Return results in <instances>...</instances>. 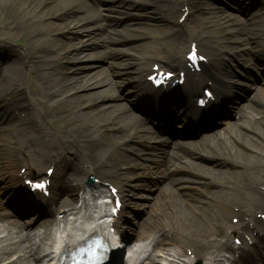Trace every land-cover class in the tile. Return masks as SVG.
I'll list each match as a JSON object with an SVG mask.
<instances>
[{"label":"bare ground","instance_id":"6f19581e","mask_svg":"<svg viewBox=\"0 0 264 264\" xmlns=\"http://www.w3.org/2000/svg\"><path fill=\"white\" fill-rule=\"evenodd\" d=\"M108 1H98L93 13H88L70 28L71 21L65 20L59 25L48 19L66 17L73 0H0L3 4L0 8V56L6 53L13 57L5 66L0 65V96H4L0 98V104L13 101L20 114L12 125L13 131L7 137L0 135V159L3 158L0 160V183L3 189L11 190L9 200L15 204L16 214L25 212L27 207L18 204L29 199L23 189L24 179L42 177L46 171L42 170V165L45 162L53 164L49 197L41 199L43 206H47L45 213L51 216L63 214L61 219L37 221L28 218L21 225L16 218L9 220L0 214V264L2 261L3 264H40L46 257L44 246L56 242L69 248L73 241L96 230L104 233L110 227L119 230L124 239V214L136 205L133 198L146 197L138 191L150 190L146 181L153 176L154 168H161H158L155 153H163L164 149L141 133L140 128L144 129V125L136 122L141 117L135 112L124 113L126 107L118 103L121 97L112 93L105 69L99 65L106 62L111 51L109 44L116 42L109 36L96 37L97 30L102 28L101 23L97 24L102 17L99 11L104 8L106 19L113 10ZM151 2L159 5L157 9L163 13V20L173 24L163 29L161 38L174 44L151 42L139 45L142 54H135L131 63L138 66L135 70L139 73L133 81V92L139 95L141 102L135 107L141 108L144 101L151 102L148 112L158 114L164 130L167 129L164 121L171 117L172 109L180 105L185 110V104L189 105L200 87H210L218 103L226 100L233 103L234 109H240L236 98L229 97L223 77L229 69L221 54L231 52L228 62L239 58L244 50L224 46L220 39L211 40L207 29L222 24L235 39L242 36L237 43L256 44L258 50L249 48V52L259 62L264 61L261 44L264 18L261 16L255 26L245 29L247 22L231 14L224 18L193 15L197 9L208 11L209 0ZM250 5L264 8V0H250ZM6 13L10 17L3 21ZM184 14V21H189L186 27L177 21ZM67 31L74 34L70 36L73 41L66 44V51L58 50L56 38L49 36ZM23 36L27 41L20 45L21 51L15 52L11 44ZM29 41L41 42L32 45ZM190 45L207 59L206 64H201L199 73L187 72L184 84L176 89L149 90L143 78L152 73L154 65L172 72L186 70L183 51ZM98 47H104V51ZM56 54L62 58H55ZM63 58L73 64L70 70L57 69L56 73L50 74L52 65L60 66ZM30 63L35 64L34 70ZM26 67L32 74L25 81L23 70ZM36 105L41 110H37ZM216 107L214 104L201 114L196 112L185 118L188 123H193L212 114ZM57 115H62V119L53 121ZM48 124L53 126L52 129ZM233 124H237L239 130H229V136L219 132L222 135L219 143L225 147V153L216 151L219 143H212L211 150L198 154L225 156L229 163L245 167L230 166L218 172H233L229 178L215 174L218 183L228 189L237 188L244 194L219 190L210 196L205 193L209 200L193 204L187 197L196 199L194 192L199 190L195 185H207L209 180L187 175L182 171L186 169L181 167L166 169L173 170L163 172L164 176L166 173L172 175L168 182L175 183L187 196L179 200L165 195L154 200L146 213L151 226L138 235L144 242L136 249L131 244L126 246V251L131 253L129 264H192L194 261L222 264L228 259L221 252L234 248L230 238L242 241L244 234L253 232L250 222L257 223L256 215L264 213V174L261 173L264 171V111L242 114L236 123L228 124V128ZM19 164L26 169L23 173L16 169ZM87 175H94L97 183L84 185L83 179ZM108 185L117 188L116 196L121 201L115 216L110 214L111 209L100 205V201L113 198ZM71 215L77 220V229L66 237L62 234L55 237L53 231L70 221ZM230 218H237L238 222L233 224ZM21 228L25 230L24 234H21ZM166 231L171 233L170 236L162 238ZM231 255L234 257V252ZM239 258L254 264L253 258L243 250Z\"/></svg>","mask_w":264,"mask_h":264},{"label":"rangeland","instance_id":"374dc122","mask_svg":"<svg viewBox=\"0 0 264 264\" xmlns=\"http://www.w3.org/2000/svg\"><path fill=\"white\" fill-rule=\"evenodd\" d=\"M103 1V0H102ZM222 1H226L229 3V0H209L210 8L208 11H201V9L194 10L193 15H198L200 17H224L225 14H232L235 17L246 19L249 17L250 14H255L257 12V8H245L242 12H234V10H230L229 8H225V4ZM108 2L112 3L113 10L109 12V18L107 17L104 19V8H102L99 13L102 14V17L97 20V24H102V28L97 30V36L99 38L104 37H112L116 39V42L109 44L111 47L112 56L107 58L106 62H103L101 65L105 69V73L107 74V78H109L112 92L115 95H123L120 99V104L122 106H127V98L132 97L133 94L130 92L131 80H133L137 74L132 72L133 68L137 67V65H131V63L135 60L134 56L137 53L142 54V49L139 48L140 44L143 43H151V42H159V43H169L170 45L174 44L173 41L166 42L163 38H161L163 29H167L173 26L171 22H166L163 20L162 16L163 13L158 10V4L152 3L151 0H109ZM97 0H73V4L70 7V11H68V15L66 17L55 18L52 17L48 19L49 21L55 22L59 25L63 24L65 20L71 21L69 23L70 28H73V23L81 22L83 18L88 16V13H93L94 6L97 4ZM230 4V3H229ZM3 4L0 2V8ZM231 7V6H230ZM79 9H81L79 11ZM10 15L6 13L4 16L3 21L9 19ZM13 20V19H11ZM226 20V19H225ZM14 21V20H13ZM178 23H182L181 20L178 19ZM183 27L189 25V21L183 22ZM66 29V28H64ZM245 29H247L245 27ZM65 33V34H63ZM62 34L57 33L49 37L56 38V42L58 44V50L61 49L66 51V44L69 41H73L70 37L74 35L72 32L67 31L63 32ZM207 35L210 37L211 40L216 41L217 39L222 40L224 46L233 47L235 49H242L246 45L237 43L236 40L242 37L239 35L237 39H235L231 34L227 33L225 29H223V25H215L214 27H209L207 29ZM70 37V38H69ZM27 41V37L23 36L19 40L15 41L11 44V48L17 52L21 51L20 45ZM75 41V39H74ZM41 42V41H39ZM39 42L29 41L28 44L36 45ZM249 46V45H247ZM2 48H5L4 46ZM98 49H102L104 51V47H98ZM245 49V48H244ZM226 50V49H225ZM1 51V50H0ZM3 51L6 52L4 49ZM223 51V50H222ZM184 53V52H183ZM246 52L243 51V55ZM4 55L0 56V65L5 66L7 63L11 61L13 58L9 54L3 53ZM63 54V53H62ZM227 54V55H226ZM239 54V53H238ZM231 52H224L221 54L223 57L225 65L228 67L229 71L232 72V75L229 76V82L232 86L233 91L236 92L237 104L239 106H245L248 109L257 106V103L250 101L249 97H252L253 94H257V97L264 99V85H260L261 77L260 71L263 70L264 65H258L255 60L250 56H243L241 55L239 58H234L233 60L227 62V58H229ZM55 58H62L58 54L55 55ZM230 59V58H229ZM228 63V64H227ZM34 70L35 64L30 63ZM72 63L67 60V58L62 59L61 65H52L49 71L50 74L56 73L57 69L60 70H70L72 67ZM24 80H28L32 74V71H29V68H24ZM247 71L250 75L253 76V80L255 81L253 87L249 88L246 84H248L246 80L243 79V72ZM264 79V78H263ZM256 87V88H255ZM260 87H263L260 88ZM4 96H0L2 99ZM0 99V100H1ZM18 106L14 105L13 101L8 103L0 104V127L3 128L0 130V135L8 136L9 133L13 131L12 125L14 124L17 116L20 115L18 111ZM37 110H41L39 105H36ZM63 115V114H62ZM62 115H57L53 118V121H59L62 119ZM236 116L235 112L233 114H227L224 118V122H216L210 123L209 125L203 126L195 130L194 132L190 133L188 136H185L182 141L185 143L182 144V147H178L173 149L172 145L174 143L175 138L167 137L166 135H162L161 133H155V135H151L149 133H142L146 134V136L150 137L151 139L155 140L158 144H162L166 150H168L171 154L168 158L163 160V163H179L181 165L186 166L188 171L191 175H196L199 178L210 180V184L205 186L206 192L197 191L195 193L196 199H187L189 202H193L197 204V200H209V196L214 191L219 190H230L239 195H243L244 193L237 189V188H230L228 189L226 186L221 185L218 183L215 174L221 177L229 178L233 172L224 174L218 173L219 171L228 168L229 165H233V163H225L217 164L218 159H210V158H202L197 156L198 151H206L207 145L210 144H217L222 138V135L225 134L229 136V130L231 129H238L237 124H233L228 128V124L236 123ZM7 127V128H4ZM48 127L52 129V125L48 124ZM149 129L151 128L150 125L147 124ZM243 130V129H242ZM222 134H220V133ZM218 133V134H216ZM230 139L232 137L230 136ZM216 147V146H215ZM225 147L222 144H217L216 151L220 153H225ZM131 155V154H129ZM3 159V158H1ZM0 159V160H1ZM221 159V158H219ZM224 160V159H223ZM19 164L16 169L25 170L24 168L20 167ZM52 165L50 163L45 162L42 165V170L46 168H50ZM245 168L241 166H236V169ZM248 169V168H247ZM153 172H157V170H153ZM160 173V170L156 173ZM264 174V171L261 172ZM86 179V176H85ZM85 179H83L85 181ZM167 179L162 177V175L153 174L150 181L147 182L148 187L150 190L146 191H138L139 195H145L144 198H133L134 203L136 204L133 209H130L128 213H126V222L123 223V229H126L127 226H130V222L138 221L139 223L142 222L141 227H147V224L144 221L146 218L147 209L151 206L154 200L159 196V199L168 195L173 199L184 200L186 198V194H184L181 190L176 189V187L172 185H167ZM2 183H0V187ZM198 186V185H197ZM171 190V191H170ZM170 192V193H169ZM4 193L3 190L0 189V213L4 212ZM207 193L209 196H207ZM153 197V198H152ZM140 204H146L147 206H141ZM152 210L155 211L154 207H151ZM10 217V216H9ZM8 217V218H9ZM47 217H43L40 220L46 219ZM229 220V218H228ZM128 222V223H127ZM133 226V225H132ZM136 232L138 231L137 224L134 226ZM24 231V230H22ZM128 235H131L130 231H127ZM136 234L130 240L133 241L136 238ZM141 242V240H135ZM232 241V239H231ZM233 244V241L230 242ZM3 264V261L1 262Z\"/></svg>","mask_w":264,"mask_h":264},{"label":"snow or ice","instance_id":"6c2138e0","mask_svg":"<svg viewBox=\"0 0 264 264\" xmlns=\"http://www.w3.org/2000/svg\"><path fill=\"white\" fill-rule=\"evenodd\" d=\"M190 58H192V59L195 58V53L194 52L190 54ZM37 187H42V185H37Z\"/></svg>","mask_w":264,"mask_h":264}]
</instances>
